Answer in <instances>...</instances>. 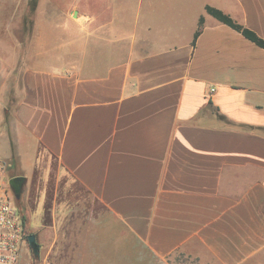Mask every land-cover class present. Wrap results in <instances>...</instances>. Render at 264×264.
<instances>
[{
	"label": "crops",
	"instance_id": "crops-1",
	"mask_svg": "<svg viewBox=\"0 0 264 264\" xmlns=\"http://www.w3.org/2000/svg\"><path fill=\"white\" fill-rule=\"evenodd\" d=\"M206 6L264 40V0H40L0 50L44 264H264V49Z\"/></svg>",
	"mask_w": 264,
	"mask_h": 264
},
{
	"label": "rangeland",
	"instance_id": "rangeland-1",
	"mask_svg": "<svg viewBox=\"0 0 264 264\" xmlns=\"http://www.w3.org/2000/svg\"><path fill=\"white\" fill-rule=\"evenodd\" d=\"M40 3V0H0V50H13L15 39L22 37L33 27L35 9H32V3ZM35 4V6H36ZM43 9H47L43 7ZM73 16V13L70 14ZM22 39V38H21ZM21 192L20 199L16 200L11 186L9 193L14 200L20 213L25 212L28 216V228H24L26 234H35L36 241L39 246L38 256L34 254L26 239L22 242L20 251L19 264H44L45 257V234L43 229L34 230L32 227L44 223V218L37 211L40 210L41 204L37 205L34 192ZM36 208V209H35ZM34 210V211H33ZM33 213L31 214V212ZM175 260V264H196L192 258L176 255L171 257V261Z\"/></svg>",
	"mask_w": 264,
	"mask_h": 264
},
{
	"label": "built area",
	"instance_id": "built-area-1",
	"mask_svg": "<svg viewBox=\"0 0 264 264\" xmlns=\"http://www.w3.org/2000/svg\"><path fill=\"white\" fill-rule=\"evenodd\" d=\"M213 88L209 89L212 92ZM26 233L9 191L0 193V264H19ZM27 240V239H26Z\"/></svg>",
	"mask_w": 264,
	"mask_h": 264
},
{
	"label": "trees",
	"instance_id": "trees-1",
	"mask_svg": "<svg viewBox=\"0 0 264 264\" xmlns=\"http://www.w3.org/2000/svg\"><path fill=\"white\" fill-rule=\"evenodd\" d=\"M35 2L32 3V9L35 8ZM206 12L218 19L219 21L227 24L231 28L239 31L245 38L248 40L254 42L257 46L261 47L264 49V40L260 38L254 31L244 27L243 25L235 22L232 18H230L228 15L223 13L221 10L211 7V6H206ZM203 23V18L200 17L198 21V26L194 32V39L197 37L199 34L201 27ZM219 118L224 119V117L220 114H218ZM20 218H21V223L23 228H28L30 230V226L27 225L28 222V216L25 212L20 213Z\"/></svg>",
	"mask_w": 264,
	"mask_h": 264
},
{
	"label": "water",
	"instance_id": "water-1",
	"mask_svg": "<svg viewBox=\"0 0 264 264\" xmlns=\"http://www.w3.org/2000/svg\"><path fill=\"white\" fill-rule=\"evenodd\" d=\"M74 15H76L75 12H74ZM22 181H23V177L20 176V175L13 176V177H11L9 179V184H10L12 190H13V193L15 195L16 200H19L20 199L21 189H22ZM26 239L28 241V244H29L30 248L34 252V254L36 256H38L39 246H38V243L36 241L35 234H33V233L27 234L26 235Z\"/></svg>",
	"mask_w": 264,
	"mask_h": 264
},
{
	"label": "flooded vegetation",
	"instance_id": "flooded-vegetation-1",
	"mask_svg": "<svg viewBox=\"0 0 264 264\" xmlns=\"http://www.w3.org/2000/svg\"><path fill=\"white\" fill-rule=\"evenodd\" d=\"M24 181V180H23ZM23 181H22V184H23Z\"/></svg>",
	"mask_w": 264,
	"mask_h": 264
}]
</instances>
